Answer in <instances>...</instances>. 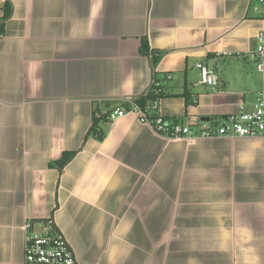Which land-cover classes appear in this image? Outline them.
Returning <instances> with one entry per match:
<instances>
[{
	"label": "crops",
	"instance_id": "crops-1",
	"mask_svg": "<svg viewBox=\"0 0 264 264\" xmlns=\"http://www.w3.org/2000/svg\"><path fill=\"white\" fill-rule=\"evenodd\" d=\"M262 31L256 0H0V264H22L24 225L47 221L78 264H264L262 140L170 141L107 117L153 82L170 122L250 111Z\"/></svg>",
	"mask_w": 264,
	"mask_h": 264
},
{
	"label": "built area",
	"instance_id": "built-area-1",
	"mask_svg": "<svg viewBox=\"0 0 264 264\" xmlns=\"http://www.w3.org/2000/svg\"><path fill=\"white\" fill-rule=\"evenodd\" d=\"M264 10V0H256ZM254 64V69L260 76V89L250 111L242 108L236 114L225 117L215 124L197 122L193 125H183L177 121H168L158 114L157 100L139 106L134 102H125L119 108L108 114L113 121L129 113L135 114L139 123L147 126L156 136L170 141L185 140L194 143L196 140L216 138H249L264 142V31L257 34L255 48L248 54ZM199 74V85L214 89L218 78L212 69L202 63L195 65ZM167 79H170L168 76ZM158 91L161 87L153 82ZM100 118L95 114V119ZM23 258L22 264H78L74 252L64 235L55 228L53 222L47 221L41 232H36L30 225L23 228Z\"/></svg>",
	"mask_w": 264,
	"mask_h": 264
},
{
	"label": "trees",
	"instance_id": "trees-1",
	"mask_svg": "<svg viewBox=\"0 0 264 264\" xmlns=\"http://www.w3.org/2000/svg\"><path fill=\"white\" fill-rule=\"evenodd\" d=\"M9 16V7L7 5H5V12H4V16H3V21L6 20ZM140 54L142 55H147L148 52V46H147V42L145 40H143L141 42V46H140V50H139ZM158 61V58H152V64L156 65ZM163 90V89H161ZM164 95V91H159L153 87V85H151V87L149 88V90L142 96H140L137 100L134 101V103L138 104L139 106H144L147 103H150L152 101L155 100H159L160 98H162ZM185 97H187V94H184ZM101 120H97L93 118V123L92 126L89 130V133L92 134L93 136H95L96 140L98 142L103 140L104 134L101 131L100 127L98 126L99 122ZM74 156V153H64L61 157V159L55 163V165L62 169L70 160L71 158Z\"/></svg>",
	"mask_w": 264,
	"mask_h": 264
},
{
	"label": "rangeland",
	"instance_id": "rangeland-1",
	"mask_svg": "<svg viewBox=\"0 0 264 264\" xmlns=\"http://www.w3.org/2000/svg\"><path fill=\"white\" fill-rule=\"evenodd\" d=\"M253 65H254V64H253ZM255 74H256V73H255ZM256 75H257V74H256ZM256 75H255V77L258 78V76H256ZM259 78H260V77H259ZM259 88H260V86H259ZM43 226H44V225H43Z\"/></svg>",
	"mask_w": 264,
	"mask_h": 264
},
{
	"label": "water",
	"instance_id": "water-1",
	"mask_svg": "<svg viewBox=\"0 0 264 264\" xmlns=\"http://www.w3.org/2000/svg\"><path fill=\"white\" fill-rule=\"evenodd\" d=\"M42 224H45L46 222H41ZM33 226V224H31V227Z\"/></svg>",
	"mask_w": 264,
	"mask_h": 264
}]
</instances>
